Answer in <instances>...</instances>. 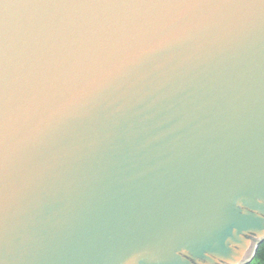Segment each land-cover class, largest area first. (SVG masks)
Returning a JSON list of instances; mask_svg holds the SVG:
<instances>
[{
    "label": "water",
    "instance_id": "obj_1",
    "mask_svg": "<svg viewBox=\"0 0 264 264\" xmlns=\"http://www.w3.org/2000/svg\"><path fill=\"white\" fill-rule=\"evenodd\" d=\"M262 241L264 0H0V264Z\"/></svg>",
    "mask_w": 264,
    "mask_h": 264
},
{
    "label": "trees",
    "instance_id": "obj_2",
    "mask_svg": "<svg viewBox=\"0 0 264 264\" xmlns=\"http://www.w3.org/2000/svg\"><path fill=\"white\" fill-rule=\"evenodd\" d=\"M247 264H264V241L258 245L253 259Z\"/></svg>",
    "mask_w": 264,
    "mask_h": 264
}]
</instances>
